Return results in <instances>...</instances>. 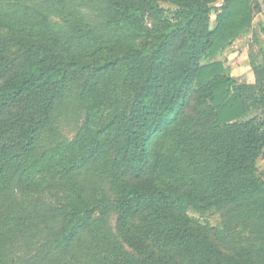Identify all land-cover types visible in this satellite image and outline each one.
Returning <instances> with one entry per match:
<instances>
[{"label": "trees", "instance_id": "16d2710c", "mask_svg": "<svg viewBox=\"0 0 264 264\" xmlns=\"http://www.w3.org/2000/svg\"><path fill=\"white\" fill-rule=\"evenodd\" d=\"M159 2L0 0V78L5 47L31 58L0 83V264H156L125 246L138 216L185 257L264 264V242L223 250L186 216L263 201L264 46L253 83L218 57L246 32L264 39V0ZM174 43L192 59L180 74Z\"/></svg>", "mask_w": 264, "mask_h": 264}, {"label": "rangeland", "instance_id": "374dc122", "mask_svg": "<svg viewBox=\"0 0 264 264\" xmlns=\"http://www.w3.org/2000/svg\"><path fill=\"white\" fill-rule=\"evenodd\" d=\"M159 1L163 8L173 9V5L170 2H166L168 0ZM216 5H219V2ZM214 21L215 17L211 15L210 25H213ZM249 32L237 38L218 57V60L224 62L229 75L238 83H248L249 75L252 73L251 61L261 62L259 40L257 39L256 42V40L250 38ZM2 34H5V31L0 29V35ZM55 48L60 49L57 46ZM3 54L5 59L9 61L10 68L7 74L0 78V83L3 79H7L26 68L31 60L30 56H26L15 46L5 47ZM167 54L170 59L168 69L173 71L177 68L179 69V74L186 63L192 62L187 46H180L178 43L171 45L167 49ZM193 105L192 103L188 104L187 117L197 115L198 111ZM165 142H167V138L163 137L158 138L156 141L160 145ZM256 166L260 172H264V155L258 159ZM114 171L115 176L120 180H125L132 184H138L141 180L135 179L123 169L115 167ZM186 216L190 226L205 233L213 243L220 246L223 250L228 249L242 253L247 244L260 245V243L264 242V198L259 205L254 207L245 208L244 205L238 203L217 212L212 210L207 213H196L189 210ZM151 229H153V226L141 216L129 220L123 230L126 236V248L134 247L148 253L156 264H204V261L199 258L183 256L173 246L160 247L156 245L150 237Z\"/></svg>", "mask_w": 264, "mask_h": 264}, {"label": "crops", "instance_id": "0c3cea01", "mask_svg": "<svg viewBox=\"0 0 264 264\" xmlns=\"http://www.w3.org/2000/svg\"><path fill=\"white\" fill-rule=\"evenodd\" d=\"M259 25H264V11L260 14H258L256 17H255V20H254V31H258V26ZM250 35L249 37L252 38L253 37V31H250L249 32ZM257 39L259 40V44H262L264 46V39L261 35H258ZM240 42V41H238ZM250 79L248 80V83H253L254 82V77L252 75V73H250Z\"/></svg>", "mask_w": 264, "mask_h": 264}]
</instances>
